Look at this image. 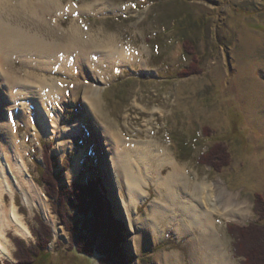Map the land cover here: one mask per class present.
<instances>
[{"label": "rangeland", "instance_id": "374dc122", "mask_svg": "<svg viewBox=\"0 0 264 264\" xmlns=\"http://www.w3.org/2000/svg\"><path fill=\"white\" fill-rule=\"evenodd\" d=\"M2 1L0 13L5 21L38 33L46 43L74 45L79 50L65 54V62L61 59V64L47 70L37 55L14 54L7 71L22 80L29 78L35 86L38 81L62 85L65 103H69L62 126H79L80 131L66 137L62 154L56 150V137L36 133L19 111L0 106V123H13L18 142L25 147L33 184L46 195L53 215L65 228L64 234L55 237L52 225L39 211L29 212L17 195L19 213L33 237L25 239L9 230L13 257L0 259V264H18L15 238L36 250L33 229L40 227L38 218L50 228L53 238L33 264H98L96 256L71 250L70 234L54 212L39 171L40 165L45 167L44 141L53 143L51 154L60 186L70 187L85 167H92L93 174L102 177L113 213L126 226L122 247L127 264H164L165 260L169 264H222L223 256L229 264H242L244 259L234 254L229 226L260 222L256 213L259 202L264 210V0ZM40 4H46L50 12L32 13L31 8ZM185 16L208 19L204 31L186 25ZM184 36L197 42L189 54L184 52ZM124 48L133 53L126 63L103 57L110 50ZM78 52L86 55L88 66L79 60ZM192 59L199 60L198 71L181 77ZM102 77L101 94L87 106L85 94L97 88L96 80ZM90 112L124 142L119 153L124 185L141 181L142 193H148L131 208L129 216L118 214L115 208ZM2 142L0 132V145ZM215 145H220L226 157L225 166L218 170L198 161ZM166 151L187 171L191 184L223 181L239 203L249 204L250 211L243 212L249 214L240 222L217 215L216 227L203 230L196 223V205L184 188L175 190L174 196L157 188V175L164 178L171 170L163 161ZM10 199L7 194L5 202ZM129 222L135 228L133 256L128 249Z\"/></svg>", "mask_w": 264, "mask_h": 264}, {"label": "bare ground", "instance_id": "6f19581e", "mask_svg": "<svg viewBox=\"0 0 264 264\" xmlns=\"http://www.w3.org/2000/svg\"><path fill=\"white\" fill-rule=\"evenodd\" d=\"M2 3L3 1L0 0V7ZM56 8H59V6L56 5ZM36 11H42L46 15L50 12V9L46 4L44 6L40 4L38 7L33 6L31 8L32 13H36ZM39 36L41 35L38 33H29L5 21L0 13V106L2 108L5 107L6 111H19L20 117L26 118L27 125L33 127L36 133L56 137L58 139L56 150L63 154L65 152L66 137L80 131L79 126H75L74 129L63 128L62 126L63 123L65 124L66 108L69 107V103H65L67 95L63 86L48 84L44 81H38V84L35 82L37 85L35 86L29 82V78L22 80L7 71L10 68L8 65L9 58L14 54L37 55L39 57L38 62L47 70L56 64L65 62V54L70 56L79 51L76 50V47H73L74 45L46 43V40ZM59 45H62V47ZM132 56L133 53L125 48L122 51L110 50L108 53L103 54L104 58L119 61L120 64L130 61L133 58ZM78 57L79 60L84 61V64L87 65L84 53L78 52ZM104 81V77L97 79V88H91L87 91L84 98V103L87 106L92 99L97 98L101 94L103 88L100 85ZM48 87L51 88L49 92L46 91ZM16 88L20 89L19 93L15 92ZM159 111L163 112L160 109ZM6 114L8 113L6 112ZM89 121L95 131L96 140L106 166V182L111 189V197L117 213L129 216L132 212L131 208L136 207L139 202L145 200L148 193L147 191L144 192L145 194L142 193L143 182L141 181L131 180L126 184L127 186L124 185L123 177L120 173V161L122 160L119 154L124 142L120 135L108 130L107 126L101 124L102 122L91 112ZM0 132L3 135V142L0 145V259L10 260L13 255L10 250L7 232L12 230L16 235L25 239L33 237L24 217L19 213L15 202L17 195L21 197L22 205L29 212L39 211L45 221L52 225L55 237L64 234L65 228L59 225L60 223L53 215L46 195L33 184L25 159L26 153L23 152L25 147L23 146L24 144L18 142L17 132L13 127V123H0ZM164 160L165 164L171 166V170L164 178H159L161 176L158 177L157 175L158 178L156 177L155 183L158 190L160 192H162L161 190H166L168 194L174 196L175 190L180 187L184 188V194L191 197L193 206L194 204L196 205L194 206L196 223H199L203 230L216 227L217 215L233 222H240L249 214V204L247 202L239 203L238 197L233 196L228 191L223 181H219L218 184L215 181L191 184L187 171L181 168L167 151L164 154ZM128 163L130 162L128 161ZM146 165L145 169L148 168V165ZM7 194L11 198L8 204L5 202ZM186 197L184 199L187 201ZM246 209L248 210L247 213H243ZM131 222H129L130 233L127 238L130 244L128 249L131 256H133L136 253L133 246L135 228ZM225 259L226 257L223 256L220 260L222 264H229ZM168 262L165 260L164 264H169Z\"/></svg>", "mask_w": 264, "mask_h": 264}, {"label": "trees", "instance_id": "16d2710c", "mask_svg": "<svg viewBox=\"0 0 264 264\" xmlns=\"http://www.w3.org/2000/svg\"><path fill=\"white\" fill-rule=\"evenodd\" d=\"M207 20H190L187 16L184 17L186 25L199 31H204ZM184 38V52L189 54L197 42L195 44L192 43V39H186L185 36ZM198 63V59H192L189 68L180 73L181 77L197 72L200 64ZM42 146L45 167L41 165L39 167L41 180L55 214L70 234L71 250L87 256H96L98 264H127L122 247L126 226L113 213V206L102 184V177L94 175L92 167H85L70 187L60 186L59 176L57 177L55 173V159L51 154L53 143L43 142ZM225 158L220 145H215L202 153L198 161L218 170L225 166L223 165ZM258 204L256 213L260 215L262 221L252 223L248 227L229 226L230 234L235 240L234 254L244 259L242 264H264V210L261 202ZM38 221L40 227L33 229L37 237L35 251L28 249L24 241L15 238L18 264H33L52 241L50 228L41 219L38 218Z\"/></svg>", "mask_w": 264, "mask_h": 264}, {"label": "water", "instance_id": "95a60500", "mask_svg": "<svg viewBox=\"0 0 264 264\" xmlns=\"http://www.w3.org/2000/svg\"><path fill=\"white\" fill-rule=\"evenodd\" d=\"M107 195H108V197H109V193H108Z\"/></svg>", "mask_w": 264, "mask_h": 264}]
</instances>
